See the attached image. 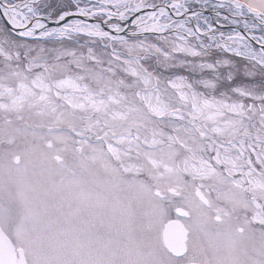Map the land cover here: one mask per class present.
<instances>
[{"label":"snow or ice","instance_id":"snow-or-ice-1","mask_svg":"<svg viewBox=\"0 0 264 264\" xmlns=\"http://www.w3.org/2000/svg\"><path fill=\"white\" fill-rule=\"evenodd\" d=\"M0 264H264V0H0Z\"/></svg>","mask_w":264,"mask_h":264}]
</instances>
